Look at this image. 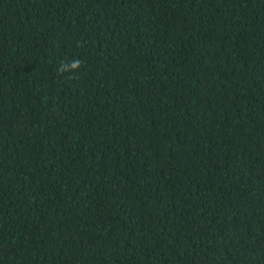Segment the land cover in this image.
<instances>
[{
	"label": "trees",
	"instance_id": "16d2710c",
	"mask_svg": "<svg viewBox=\"0 0 264 264\" xmlns=\"http://www.w3.org/2000/svg\"><path fill=\"white\" fill-rule=\"evenodd\" d=\"M0 264H264V0H0Z\"/></svg>",
	"mask_w": 264,
	"mask_h": 264
},
{
	"label": "clouds",
	"instance_id": "9594fccd",
	"mask_svg": "<svg viewBox=\"0 0 264 264\" xmlns=\"http://www.w3.org/2000/svg\"><path fill=\"white\" fill-rule=\"evenodd\" d=\"M80 67H81V62L78 59H73L70 64L62 63L60 68H58V72L75 71Z\"/></svg>",
	"mask_w": 264,
	"mask_h": 264
}]
</instances>
